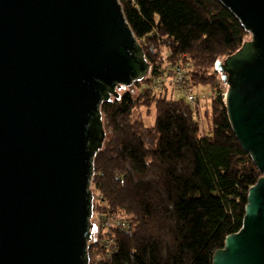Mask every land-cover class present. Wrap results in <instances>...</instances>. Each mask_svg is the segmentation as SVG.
I'll return each instance as SVG.
<instances>
[{"label":"water","instance_id":"water-1","mask_svg":"<svg viewBox=\"0 0 264 264\" xmlns=\"http://www.w3.org/2000/svg\"><path fill=\"white\" fill-rule=\"evenodd\" d=\"M250 39L217 62L261 172L212 264H264V0H220ZM151 65L120 0H0V264H90L101 106Z\"/></svg>","mask_w":264,"mask_h":264},{"label":"trees","instance_id":"trees-1","mask_svg":"<svg viewBox=\"0 0 264 264\" xmlns=\"http://www.w3.org/2000/svg\"><path fill=\"white\" fill-rule=\"evenodd\" d=\"M120 1L153 77L102 103L90 264H212L242 227L248 191L262 175L232 130L215 69L251 34L220 0ZM166 61L189 67L187 84L212 89L206 131L185 97L151 85ZM153 107L150 125L134 118Z\"/></svg>","mask_w":264,"mask_h":264},{"label":"built area","instance_id":"built-area-1","mask_svg":"<svg viewBox=\"0 0 264 264\" xmlns=\"http://www.w3.org/2000/svg\"><path fill=\"white\" fill-rule=\"evenodd\" d=\"M164 68L160 70V74L154 77L151 85L160 88L165 87L167 84L173 87L175 90L174 98H180L181 94H186V99L190 103L191 108L198 119L200 129L206 131L208 125V117L206 115V109L209 104V94H195L191 84L185 82L186 73L189 67H184L181 63L172 64L170 61L164 63ZM147 77H153L152 66ZM106 246L109 250H113L116 247V242L113 238L106 240Z\"/></svg>","mask_w":264,"mask_h":264},{"label":"rangeland","instance_id":"rangeland-1","mask_svg":"<svg viewBox=\"0 0 264 264\" xmlns=\"http://www.w3.org/2000/svg\"><path fill=\"white\" fill-rule=\"evenodd\" d=\"M219 84H220V87H221V90L222 92H224V95L226 94L227 92V84H224L222 82V80L219 79ZM167 88H170V86L167 84L166 85ZM131 88V90H133L134 88L131 86L129 87ZM193 93L195 94H211L212 93V89L209 87V86H206V87H202V88H193ZM183 97L186 98V94H181ZM134 118L137 119V120H141V121H144L146 124L150 125L151 123L154 122V119H155V113H154V107L152 108V111L150 113L147 114V110L146 109H138L135 114H134ZM207 128H208V125H207ZM93 221V220H92ZM95 224V222H93ZM100 224V223H99ZM96 227V228H95ZM95 227L93 229V234H94V231H95V234L97 233V225L95 224Z\"/></svg>","mask_w":264,"mask_h":264}]
</instances>
